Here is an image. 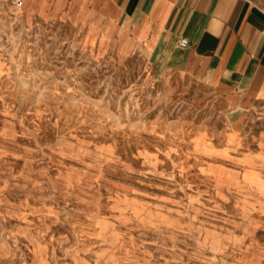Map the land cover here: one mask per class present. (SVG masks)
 <instances>
[{
  "label": "rangeland",
  "instance_id": "obj_1",
  "mask_svg": "<svg viewBox=\"0 0 264 264\" xmlns=\"http://www.w3.org/2000/svg\"><path fill=\"white\" fill-rule=\"evenodd\" d=\"M22 8L0 0V264H264V103Z\"/></svg>",
  "mask_w": 264,
  "mask_h": 264
},
{
  "label": "crops",
  "instance_id": "obj_2",
  "mask_svg": "<svg viewBox=\"0 0 264 264\" xmlns=\"http://www.w3.org/2000/svg\"><path fill=\"white\" fill-rule=\"evenodd\" d=\"M22 7L35 20L116 30L158 71L179 69L245 108L264 103V0H23Z\"/></svg>",
  "mask_w": 264,
  "mask_h": 264
},
{
  "label": "built area",
  "instance_id": "obj_3",
  "mask_svg": "<svg viewBox=\"0 0 264 264\" xmlns=\"http://www.w3.org/2000/svg\"><path fill=\"white\" fill-rule=\"evenodd\" d=\"M14 5L18 8H21L23 6V0H14ZM189 44L188 38L182 37L179 39V46L182 48H186Z\"/></svg>",
  "mask_w": 264,
  "mask_h": 264
}]
</instances>
